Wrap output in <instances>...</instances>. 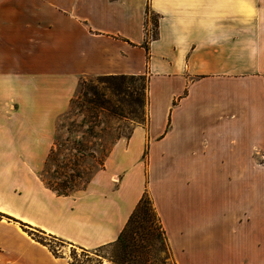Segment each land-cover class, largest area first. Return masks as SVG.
Masks as SVG:
<instances>
[{
  "label": "crops",
  "instance_id": "obj_1",
  "mask_svg": "<svg viewBox=\"0 0 264 264\" xmlns=\"http://www.w3.org/2000/svg\"><path fill=\"white\" fill-rule=\"evenodd\" d=\"M112 76L148 77V122L59 195L39 175L56 123L82 78ZM252 168L264 169V0H0V264H70L30 232L98 248L146 192L176 264H264Z\"/></svg>",
  "mask_w": 264,
  "mask_h": 264
},
{
  "label": "rangeland",
  "instance_id": "obj_2",
  "mask_svg": "<svg viewBox=\"0 0 264 264\" xmlns=\"http://www.w3.org/2000/svg\"><path fill=\"white\" fill-rule=\"evenodd\" d=\"M148 19L153 24L157 21L153 14ZM152 33L155 35V31ZM147 122L148 77L82 78L68 109L56 123L50 150L39 169L41 179L47 186L60 191L73 193L82 190L103 168L113 145L120 139L128 138L136 126L146 125ZM253 156L254 161L260 159L258 154ZM202 171L204 184L207 181L214 192L219 188L221 190V186L214 184L212 170ZM250 172L251 190L258 192L260 186L264 192V169L252 168ZM223 185L227 186V182ZM0 220L10 221L1 212ZM32 232L43 237L60 255H67L73 264H97L98 259L111 253L110 248L100 252L84 251L42 232ZM31 236L37 240L34 235ZM164 249L154 251L148 264H175L167 244Z\"/></svg>",
  "mask_w": 264,
  "mask_h": 264
},
{
  "label": "trees",
  "instance_id": "obj_3",
  "mask_svg": "<svg viewBox=\"0 0 264 264\" xmlns=\"http://www.w3.org/2000/svg\"><path fill=\"white\" fill-rule=\"evenodd\" d=\"M156 25L157 21L155 23V26ZM140 77L144 78L145 76ZM48 187L59 195L71 194L66 191H60L51 185ZM31 235H34L39 242L47 245L55 256L63 257V255H60L49 242H46L43 237L35 234L34 232H31ZM165 244H167L169 250L171 251L161 218L153 204L150 195L146 192L142 196L138 206L131 214L126 226L116 241L95 249H85L82 247L79 248H82L84 251L96 250L97 252L110 248V255L104 258H107L116 264H148L151 261L150 257L152 253L156 250H165ZM72 253L73 255L76 254L74 250ZM104 258L102 257L98 259L97 264H102ZM70 264L73 263L70 262Z\"/></svg>",
  "mask_w": 264,
  "mask_h": 264
}]
</instances>
